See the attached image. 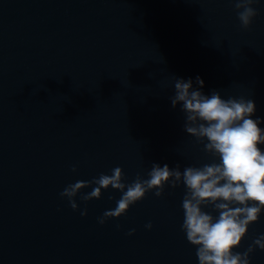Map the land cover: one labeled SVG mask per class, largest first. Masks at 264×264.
<instances>
[{
  "label": "water",
  "instance_id": "obj_1",
  "mask_svg": "<svg viewBox=\"0 0 264 264\" xmlns=\"http://www.w3.org/2000/svg\"><path fill=\"white\" fill-rule=\"evenodd\" d=\"M252 7L245 29L235 0H0V264H199L182 229L183 182L104 224L121 191L84 201L96 185L85 187L77 210L60 194L115 167L131 184L154 163L218 162L184 130L176 78L254 100L264 129V0ZM261 234L264 210L234 251Z\"/></svg>",
  "mask_w": 264,
  "mask_h": 264
},
{
  "label": "clouds",
  "instance_id": "obj_2",
  "mask_svg": "<svg viewBox=\"0 0 264 264\" xmlns=\"http://www.w3.org/2000/svg\"><path fill=\"white\" fill-rule=\"evenodd\" d=\"M256 0H235V8L241 26L249 28L258 10L252 5ZM200 88H193L189 78H176L175 95L171 97L173 107L181 106L185 113L184 130L204 143V150L217 157L218 162L201 167L188 166L183 171L177 164L173 169L165 164L154 163L148 178L139 176L131 184L123 181V169L115 167L112 174H101L92 181H77L69 184L62 197L69 200L72 209H79L75 197L85 187L96 186L81 199H99L102 190L112 188L122 192L117 206L106 210L98 218L104 224L110 218L127 213L130 206L143 199L147 192L155 189L157 197L164 193L166 182L175 188L183 182L186 194L182 201L184 221L182 229L188 241L197 247L199 264H250V254L258 246L264 250V234L255 238L246 251H234L247 235L249 225L258 221L264 210V129L261 118L253 119L256 111L254 100L243 97L224 99L220 92L206 95L201 90L205 81L196 77ZM73 171L76 167L73 166ZM112 197H110L111 199ZM251 202V203H250ZM212 207L219 214L214 217L204 211ZM88 214L85 208L81 215ZM146 228L151 229L149 222ZM134 232L135 230H131ZM131 234V232L129 233Z\"/></svg>",
  "mask_w": 264,
  "mask_h": 264
}]
</instances>
